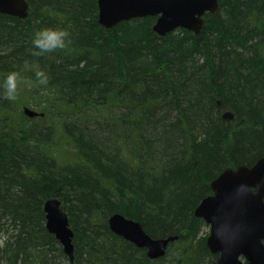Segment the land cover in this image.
<instances>
[{"label": "trees", "instance_id": "16d2710c", "mask_svg": "<svg viewBox=\"0 0 264 264\" xmlns=\"http://www.w3.org/2000/svg\"><path fill=\"white\" fill-rule=\"evenodd\" d=\"M26 1L25 20L0 15V85L19 73L14 99L0 86V264L215 260L195 211L222 172L264 157V0H218L199 34L163 38L152 16L102 27L98 0ZM43 28L67 30V47L32 55ZM55 199L74 262L45 226ZM114 214L178 239L151 260L110 231Z\"/></svg>", "mask_w": 264, "mask_h": 264}, {"label": "water", "instance_id": "95a60500", "mask_svg": "<svg viewBox=\"0 0 264 264\" xmlns=\"http://www.w3.org/2000/svg\"><path fill=\"white\" fill-rule=\"evenodd\" d=\"M99 24L113 28L129 20L157 17L154 32L159 37L183 29L199 34L204 17L215 14L218 0H98ZM26 0H0V15L25 20L29 14ZM28 118L43 117L30 108L23 109ZM226 112L224 119L233 120ZM212 195L198 205L195 216L209 227L207 246L213 256L208 264H264V157L251 167L226 169L211 184ZM48 232L59 241L64 254L74 262L73 231L69 217L58 199L44 205ZM110 231L124 241L145 249L151 260L166 256L170 243L178 237L154 239L140 222L114 214Z\"/></svg>", "mask_w": 264, "mask_h": 264}, {"label": "clouds", "instance_id": "9594fccd", "mask_svg": "<svg viewBox=\"0 0 264 264\" xmlns=\"http://www.w3.org/2000/svg\"><path fill=\"white\" fill-rule=\"evenodd\" d=\"M68 36V31L63 28H43L36 31L32 38V55L41 56L46 53L65 49L68 43ZM18 76V72H9L5 76L2 85H0L3 87L4 93L9 99L15 98ZM35 76L40 84H47L48 77L45 72L37 69L35 71ZM262 243H264V241H262Z\"/></svg>", "mask_w": 264, "mask_h": 264}, {"label": "rangeland", "instance_id": "374dc122", "mask_svg": "<svg viewBox=\"0 0 264 264\" xmlns=\"http://www.w3.org/2000/svg\"><path fill=\"white\" fill-rule=\"evenodd\" d=\"M19 106H20V108H22V107H24V105H21L20 103H19ZM33 109L35 110H37L38 111V108L37 107H35V106H33ZM208 231H209V229H208ZM210 232V231H209Z\"/></svg>", "mask_w": 264, "mask_h": 264}]
</instances>
